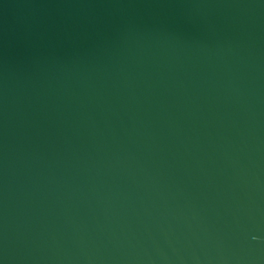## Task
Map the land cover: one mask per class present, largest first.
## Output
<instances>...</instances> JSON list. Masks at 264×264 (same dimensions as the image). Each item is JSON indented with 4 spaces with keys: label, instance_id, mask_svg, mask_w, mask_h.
<instances>
[{
    "label": "water",
    "instance_id": "water-1",
    "mask_svg": "<svg viewBox=\"0 0 264 264\" xmlns=\"http://www.w3.org/2000/svg\"><path fill=\"white\" fill-rule=\"evenodd\" d=\"M0 264H264V0H0Z\"/></svg>",
    "mask_w": 264,
    "mask_h": 264
}]
</instances>
